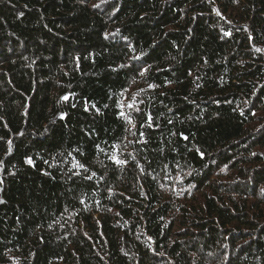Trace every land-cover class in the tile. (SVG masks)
<instances>
[{
    "label": "trees",
    "instance_id": "1",
    "mask_svg": "<svg viewBox=\"0 0 264 264\" xmlns=\"http://www.w3.org/2000/svg\"><path fill=\"white\" fill-rule=\"evenodd\" d=\"M0 264H264V0H0Z\"/></svg>",
    "mask_w": 264,
    "mask_h": 264
},
{
    "label": "rangeland",
    "instance_id": "2",
    "mask_svg": "<svg viewBox=\"0 0 264 264\" xmlns=\"http://www.w3.org/2000/svg\"><path fill=\"white\" fill-rule=\"evenodd\" d=\"M136 99L133 94L128 95V97H125L124 104H123V111L125 116L128 114V112L131 110V108H135L136 105Z\"/></svg>",
    "mask_w": 264,
    "mask_h": 264
},
{
    "label": "snow or ice",
    "instance_id": "3",
    "mask_svg": "<svg viewBox=\"0 0 264 264\" xmlns=\"http://www.w3.org/2000/svg\"><path fill=\"white\" fill-rule=\"evenodd\" d=\"M31 161H29V163H30ZM118 163H124V161H118Z\"/></svg>",
    "mask_w": 264,
    "mask_h": 264
}]
</instances>
